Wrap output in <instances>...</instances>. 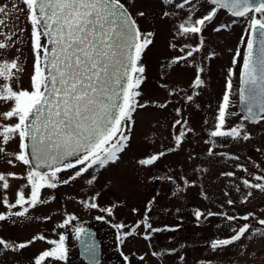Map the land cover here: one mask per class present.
I'll return each mask as SVG.
<instances>
[{
  "label": "rangeland",
  "instance_id": "374dc122",
  "mask_svg": "<svg viewBox=\"0 0 264 264\" xmlns=\"http://www.w3.org/2000/svg\"><path fill=\"white\" fill-rule=\"evenodd\" d=\"M120 1L140 32L151 33L152 42L138 65L145 72L136 101L145 106L132 113L124 129L129 139L115 164L89 169L56 188L41 189L40 199L45 202L29 208L24 217L13 215L22 210L20 206L9 205L20 191L29 196L26 173L30 167L15 160L21 150L18 137L0 143L5 149L0 152V174L9 184L0 189V214L6 217L0 220V239L9 245L26 244L24 248L0 246V264H36L42 252L56 246L49 242L61 236L65 259L46 258L42 264H86L77 257L75 244L77 230L86 225L102 230L105 257L112 264H264V228L254 232L257 223L253 221L264 214V191L244 184L245 180L253 184L252 171L264 165L260 150L264 149V124L243 118L235 92L229 94L226 86L225 66L235 51L238 25L224 9H217L200 33L185 35L180 25L189 27L207 15L214 7L209 0ZM0 7L6 8L0 14L5 21L0 25V42L6 45L0 49V62L15 59L22 68L17 78H0V84L31 91L35 54L27 6L23 0H0ZM141 12L145 15L140 16ZM41 44H45L43 36ZM189 51L192 56L187 55ZM179 57L184 59L177 61ZM198 76L203 81L199 86L195 84ZM225 95L231 100L221 130L239 128L241 137L211 136ZM12 106L11 101H0V113ZM15 122L0 116V129ZM245 134L249 139L242 138ZM152 156L158 157L152 164L139 163ZM10 159L12 164L7 162ZM76 170L58 173L59 181L68 180ZM5 197L8 203L3 202ZM197 211L202 213L199 218ZM228 216L237 219L229 221ZM244 216L247 221L241 219ZM245 223L250 228L239 241L211 247L213 241L230 238ZM41 236L44 239H33Z\"/></svg>",
  "mask_w": 264,
  "mask_h": 264
},
{
  "label": "snow or ice",
  "instance_id": "6c2138e0",
  "mask_svg": "<svg viewBox=\"0 0 264 264\" xmlns=\"http://www.w3.org/2000/svg\"><path fill=\"white\" fill-rule=\"evenodd\" d=\"M164 2L171 3L172 0ZM188 2L184 0V3ZM23 3L27 6L32 25L35 54L32 90H15L9 84H0V101H11L13 105L0 116L16 119L14 124H5L0 129V143L6 144L13 137H18L21 150L15 154V160L30 167L26 173L29 196L26 198L24 192L20 191L15 203L9 205L20 206L22 210L13 213L19 217L26 216L29 208L45 202L40 199L41 189L56 188L58 183L67 184L89 169L105 168L119 160V153L125 149L129 139L124 129L132 120L136 108L145 106L136 101L140 95L137 89L145 72V68L138 65L143 50L152 42L148 39L151 33L140 32L135 19L124 9L120 0H23ZM210 3L229 9L236 17H243L253 10L264 14V0H210ZM183 6L179 5L181 8ZM5 13L6 8L0 7V14ZM216 13L217 8L213 7L191 26L181 24L182 34L200 33L205 22L211 21ZM139 15L145 14L141 12ZM4 24L5 21L0 19V25ZM251 28L253 33H259L261 55L253 59L254 43H247L248 56L243 67L245 83L249 85L245 99L250 103L247 108L249 116L245 119L264 113V19H252ZM215 30L219 31L218 28ZM42 36L46 38L45 44H41ZM5 47L0 42V49ZM187 55L192 56V52L189 51ZM182 59L184 57H179L177 61ZM20 71L22 68L15 59L0 62V78L4 80L17 78ZM202 83L198 76L195 84L199 86ZM228 88H231L230 82ZM258 97L261 99L259 111L254 112L252 102ZM117 100L122 102L117 103ZM228 102V95H225L217 128L211 133L213 137H241L239 128L221 130L228 114ZM242 138L247 140L249 135L245 134ZM4 151L0 147V152ZM157 159V156H152L139 163L148 165ZM7 162L12 164L13 160ZM42 166H46L48 171L37 170ZM68 169L77 170L68 180L59 181L57 174ZM8 175L16 177L15 173ZM257 179L264 180V177ZM244 184L264 191V184L253 185L247 180ZM8 187L5 175L0 174V189ZM3 202L8 203L6 197ZM91 207H96V204H91ZM195 215L199 218L202 213L197 211ZM5 219V215L0 214V220ZM236 219L235 216L227 217L229 221ZM241 219L247 221L248 216ZM258 223L264 225V219ZM147 228L151 229V224ZM249 228L250 225L245 223L230 238L213 241L211 247L216 249L231 245L239 241ZM77 231L82 232L83 229ZM145 238L151 237L146 233ZM49 243L56 246L42 252L36 264H42L46 258L58 261L65 259L64 237ZM0 246L24 248L26 244L9 245L0 239Z\"/></svg>",
  "mask_w": 264,
  "mask_h": 264
},
{
  "label": "water",
  "instance_id": "95a60500",
  "mask_svg": "<svg viewBox=\"0 0 264 264\" xmlns=\"http://www.w3.org/2000/svg\"><path fill=\"white\" fill-rule=\"evenodd\" d=\"M216 6L219 7L218 5H216ZM124 9L128 13H130L125 6H124ZM224 9H226L230 14H232L231 11H229V9H227V8H224ZM250 41L254 43L253 59H256L261 55V51H260L261 39H260L258 32L253 33L252 28H251L247 43ZM45 43H46V40H45ZM48 47L51 48L52 45H48ZM247 56H248V49L246 46L245 59L247 58ZM41 60H42V66H43V53L41 56ZM248 87H249V85H247L245 83L244 67H242V72H241V76H240V86L238 89V102H239V109L245 117L249 116L247 108H248L250 102L247 99H245V97L248 96V91H247ZM117 90H119V86H117ZM120 102H122V100H117V103H120ZM260 102H261V99L259 97L254 102H252V107H253L254 112L259 111ZM263 114L264 113H259L257 116L249 118V119L253 120V121L257 120ZM30 159H31V157H30ZM37 170L41 171V172L48 171L46 166H42L41 168H39ZM76 249H77L78 258L83 260L85 263H87V264H99L100 263L102 243H101V238L98 235V231L94 226L88 225V226H85L83 228L81 235L78 236V238L76 239Z\"/></svg>",
  "mask_w": 264,
  "mask_h": 264
},
{
  "label": "flooded vegetation",
  "instance_id": "af4514ba",
  "mask_svg": "<svg viewBox=\"0 0 264 264\" xmlns=\"http://www.w3.org/2000/svg\"><path fill=\"white\" fill-rule=\"evenodd\" d=\"M226 13L228 14L227 11ZM231 17L233 18V21L238 25V31H237V36H236V44H235V51L233 53V57L231 58V61L225 66V68L227 69L226 79L228 78L230 79L227 81L226 86L229 84V82L231 83V85L234 84L236 92L238 94V89L240 86V76H241L242 67H243L244 59H245V53H246L247 40H248L250 31H251V21L252 19H264V14L257 13L253 10L243 17H234V16H231ZM226 59H227V56H226ZM242 117L245 118L244 116ZM251 122H254V123L262 122L264 124V114L260 116L257 121H251ZM260 150L264 152V149L260 148ZM253 169H254V166H253ZM252 172L255 175L253 185L257 183L264 184V180L257 179V177H264V165L256 166ZM253 219H254L253 221H256L257 223V224L255 223L256 230L261 227L264 228V225H261L258 223L259 220L264 219V214H259V216H256V218H253ZM258 224L259 226H257ZM97 230H98V235L101 238V243H102L101 261L99 264H112V260L105 257L103 232L100 229H97ZM256 230L254 232H257ZM127 264L129 263L127 262Z\"/></svg>",
  "mask_w": 264,
  "mask_h": 264
},
{
  "label": "trees",
  "instance_id": "16d2710c",
  "mask_svg": "<svg viewBox=\"0 0 264 264\" xmlns=\"http://www.w3.org/2000/svg\"><path fill=\"white\" fill-rule=\"evenodd\" d=\"M227 88H228V85H227ZM228 90V92H229V94L230 93H232L233 94V91L235 92L234 94H236V97H235V104L237 105V92H236V90H235V86H234V84H232L231 85V88L229 89H227ZM230 98H229V102L228 103H230ZM237 111L239 112V109H238V107H237Z\"/></svg>",
  "mask_w": 264,
  "mask_h": 264
}]
</instances>
